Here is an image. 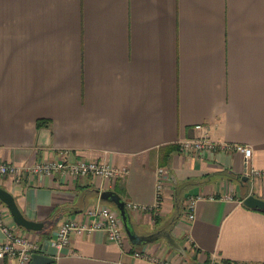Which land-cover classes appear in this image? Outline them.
<instances>
[{"label":"crops","instance_id":"crops-1","mask_svg":"<svg viewBox=\"0 0 264 264\" xmlns=\"http://www.w3.org/2000/svg\"><path fill=\"white\" fill-rule=\"evenodd\" d=\"M198 123L216 141L250 145L251 157L185 153L179 141L198 136ZM60 149L127 172L0 176L43 228L10 213L7 224L53 264H264V208L243 203L264 199V0H0V160L33 164ZM251 167L262 176L244 180ZM159 180L160 206L129 211L137 235L158 239L117 243L93 230L51 244L63 221L108 204L103 190L151 205ZM199 194L190 219L186 201Z\"/></svg>","mask_w":264,"mask_h":264},{"label":"built area","instance_id":"built-area-1","mask_svg":"<svg viewBox=\"0 0 264 264\" xmlns=\"http://www.w3.org/2000/svg\"><path fill=\"white\" fill-rule=\"evenodd\" d=\"M195 128L199 132L198 136L187 137L179 141L180 148L185 153L211 152L218 149L225 152H241L246 159H249L252 155L253 149L250 145L216 141L211 137L209 129L202 123L196 124ZM246 169H248L247 162ZM125 172H127L126 168H117L103 161L72 158L69 149H60L55 158H45L33 164L17 165L0 160V176H13L16 182H20L24 174H58L61 177H84L90 175L110 181ZM163 172L164 169L159 168V173L163 174ZM262 174L261 170L254 167H251L248 171V175L251 177H259ZM162 187L163 182L159 180L157 183L159 191L153 204L148 205L129 200L125 202L127 209L133 213L157 209L162 201V194L160 193ZM201 198L202 195L199 194L187 199V216L190 219L194 218L195 205ZM226 198H231V195H227ZM7 213H9L8 209L0 204V231L3 234V238L0 241V259H5L7 264H29L32 253L37 252L39 246L28 235L17 231L15 227L7 224ZM93 230H103L107 234L108 239L117 243H122L126 236L123 222L117 209L110 207L108 204L99 203L86 209L80 218H70L63 221L58 228L56 237L51 240V244L56 248H61L70 242L72 233L83 234ZM133 252L136 257L145 256V253L141 250ZM147 258L153 264H172L167 260H161L159 257Z\"/></svg>","mask_w":264,"mask_h":264},{"label":"water","instance_id":"water-1","mask_svg":"<svg viewBox=\"0 0 264 264\" xmlns=\"http://www.w3.org/2000/svg\"><path fill=\"white\" fill-rule=\"evenodd\" d=\"M249 176L250 175H245L244 180H248L250 178ZM100 198L101 200L111 203L115 206L123 222L125 232L127 236L129 237V239L134 244H146L160 237L158 235H153V234H150L147 236H141L135 233L133 229V224L131 222V215H130L129 210L126 207V203L115 190H112V189L103 190L100 194ZM0 201L8 209L14 222L18 226L26 229L27 231H41L42 230L43 223L33 221L25 217V215L19 208L14 195L9 190L2 187L1 185H0ZM243 203L249 207L264 208V199L259 198L253 194H248L244 198ZM163 236L165 237L167 243L171 247L177 250L183 249L181 245L178 243V241L175 239V237L171 235V233H164ZM53 261H54V257L51 255H48L45 253L33 252L29 264H52ZM212 264H227V263L216 260V261H213Z\"/></svg>","mask_w":264,"mask_h":264},{"label":"trees","instance_id":"trees-1","mask_svg":"<svg viewBox=\"0 0 264 264\" xmlns=\"http://www.w3.org/2000/svg\"><path fill=\"white\" fill-rule=\"evenodd\" d=\"M41 124H43V122H42V121H39V122H38V125L40 126ZM0 204L3 205V206H5L1 201H0ZM263 210H264V209H263ZM53 262H54V261H53ZM225 263H227V264H236V263H232V262H229V261H225ZM52 264H53V263H52ZM204 264H211V261H210V260H206Z\"/></svg>","mask_w":264,"mask_h":264},{"label":"rangeland","instance_id":"rangeland-1","mask_svg":"<svg viewBox=\"0 0 264 264\" xmlns=\"http://www.w3.org/2000/svg\"><path fill=\"white\" fill-rule=\"evenodd\" d=\"M108 205L110 206V207H112V208H115V206L113 205V204H111V203H108ZM116 209V208H115Z\"/></svg>","mask_w":264,"mask_h":264}]
</instances>
